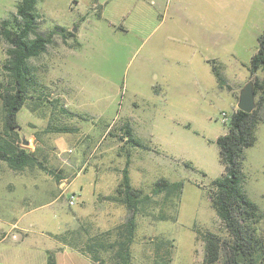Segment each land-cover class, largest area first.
I'll list each match as a JSON object with an SVG mask.
<instances>
[{
  "label": "rangeland",
  "instance_id": "374dc122",
  "mask_svg": "<svg viewBox=\"0 0 264 264\" xmlns=\"http://www.w3.org/2000/svg\"><path fill=\"white\" fill-rule=\"evenodd\" d=\"M18 2L0 0V23L14 20ZM139 3L133 8L132 0H37L36 31L62 29L29 59L36 83L16 120L28 142L23 145L53 174L36 166L13 171L0 161V219L30 222L32 231L47 236L62 232L97 264H122L128 211L114 191L129 158L130 184L143 195L160 178L180 182L178 189L138 204L129 264H203V235L227 236L209 192L223 173L216 143L228 130L222 113L231 115L247 81L257 77L264 91V69L249 78L264 30V0ZM222 27L225 48L216 63L207 62L203 57L212 58L215 49L210 37ZM6 48L0 33V82L6 79ZM211 66L220 71L222 85H215ZM2 112L0 101V129ZM125 126L141 146L128 140ZM64 127L75 131H57ZM255 138L244 150V189L264 212V123ZM92 200L111 210L110 221L94 222L86 214L100 210ZM83 201L85 210L73 222L71 211ZM76 226L78 240L69 230Z\"/></svg>",
  "mask_w": 264,
  "mask_h": 264
},
{
  "label": "trees",
  "instance_id": "16d2710c",
  "mask_svg": "<svg viewBox=\"0 0 264 264\" xmlns=\"http://www.w3.org/2000/svg\"><path fill=\"white\" fill-rule=\"evenodd\" d=\"M36 2L37 0H19L14 20L4 19L0 23V33L7 45V58L2 66L6 79L0 82V101L3 110L0 161L6 162L13 171H23L36 166L47 174H53L42 160L23 145V138L19 134L20 125L16 120V115L27 98L29 86L36 83L28 63L29 59L44 52L51 43L53 34L62 29L55 26L49 33L36 31ZM72 33L70 35H73ZM257 40V50L250 59L251 76L264 69V30ZM212 70L219 85H222L224 79L220 71L215 66ZM253 86L254 94L257 96L255 108L251 112L240 109L233 111L227 132L216 139L223 173L211 181L209 192L216 215L227 236L221 237L211 232L203 235L205 243L203 264H264V212L247 195L242 170L244 150L254 144L256 128L260 123H264V118L256 116L259 107L264 105V91L259 92L262 86L257 77L254 78ZM57 131L72 132L75 129L64 127L58 128ZM124 131L130 142L142 145L132 137V129L129 126H125ZM128 165L129 158L126 159L121 180L114 191V198L121 201L128 211L125 227L129 237L128 241L121 242L119 247L122 264L130 263L128 242L135 228L138 204L151 195L178 189L180 186V182L160 178L153 184L151 194L143 195L141 189L131 186ZM92 260L97 261L96 258ZM47 264H54L50 253Z\"/></svg>",
  "mask_w": 264,
  "mask_h": 264
},
{
  "label": "crops",
  "instance_id": "0c3cea01",
  "mask_svg": "<svg viewBox=\"0 0 264 264\" xmlns=\"http://www.w3.org/2000/svg\"><path fill=\"white\" fill-rule=\"evenodd\" d=\"M140 1L141 0H132L133 8L137 7L140 4ZM117 6L121 9L124 8L123 10H127L128 8V5L125 6L124 2H118ZM208 28L209 25L206 23L205 30H208ZM206 39H208L207 36ZM209 41L215 48L210 52L211 56L213 57L209 59L208 57H203V54L200 55V57H203L207 62H210L211 60L213 63H216V60L218 59L217 54H219L225 48L223 44V42L225 41L224 28H218L217 33H214L212 37H210ZM196 71V69H193V73ZM250 76L251 75H249V78ZM215 85L218 86L217 80L215 82ZM237 101L238 99L236 100V102ZM236 109L237 106L234 105L232 111H235ZM256 116L258 118H264V109L262 107L257 110ZM90 203H92V206L94 205L100 209H95L90 213H86L91 219L94 220V222H106L111 220V210H105V208L103 209L104 205L101 204L99 200H92ZM85 206L86 202L83 201V205L78 211H71L73 222L76 221L82 211L85 210ZM82 208L84 209L81 210ZM30 211L32 212L34 211V209H30L27 212ZM24 215L25 214H23L22 217ZM76 227L77 228H69V230L72 231V239H74V234H76L78 240L80 229L79 226ZM31 228L32 225L30 224V222L25 223L20 219H17L12 223L0 219V264H47L49 253L53 256L54 264L98 263L97 261L92 260L87 255L81 253L79 241H77L76 244L74 243V240H72V243L65 241L62 232L60 234L54 233L51 234V236H47L43 233V231H32Z\"/></svg>",
  "mask_w": 264,
  "mask_h": 264
},
{
  "label": "water",
  "instance_id": "95a60500",
  "mask_svg": "<svg viewBox=\"0 0 264 264\" xmlns=\"http://www.w3.org/2000/svg\"><path fill=\"white\" fill-rule=\"evenodd\" d=\"M255 105L256 104L253 81L249 80L240 89L236 106L237 109H240L245 112H251L255 108ZM27 143V140H23L24 145H26Z\"/></svg>",
  "mask_w": 264,
  "mask_h": 264
},
{
  "label": "built area",
  "instance_id": "2783aa9c",
  "mask_svg": "<svg viewBox=\"0 0 264 264\" xmlns=\"http://www.w3.org/2000/svg\"><path fill=\"white\" fill-rule=\"evenodd\" d=\"M222 120L224 122H226V121L229 122L230 116H228L226 113L223 112L222 113ZM76 200H77L76 195L74 193H71V195L69 196V200H68L69 204L73 205L76 202Z\"/></svg>",
  "mask_w": 264,
  "mask_h": 264
}]
</instances>
